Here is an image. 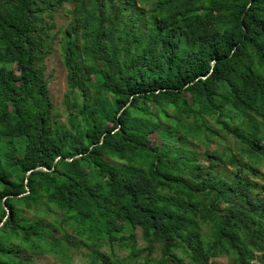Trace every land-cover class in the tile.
Wrapping results in <instances>:
<instances>
[{
  "label": "trees",
  "instance_id": "1",
  "mask_svg": "<svg viewBox=\"0 0 264 264\" xmlns=\"http://www.w3.org/2000/svg\"><path fill=\"white\" fill-rule=\"evenodd\" d=\"M262 166L264 0H0V264H264Z\"/></svg>",
  "mask_w": 264,
  "mask_h": 264
},
{
  "label": "rangeland",
  "instance_id": "2",
  "mask_svg": "<svg viewBox=\"0 0 264 264\" xmlns=\"http://www.w3.org/2000/svg\"><path fill=\"white\" fill-rule=\"evenodd\" d=\"M71 9H72L71 4H65L64 7L58 9L51 18V22L53 26L51 27L50 35L53 36V45L49 55L43 59V63L45 65V79L47 81V86H48V96L53 104V107L55 109H58V113H59L58 118L60 120H63L65 116V114L62 112V102H63L64 94L66 93V71L63 66L62 59L60 57L57 41L59 37V32L63 31L64 28L67 26V24L70 22ZM218 143H219L218 148L220 150H223L224 149L223 145H233V140L230 137H225L223 141L218 140ZM211 148H214V146L211 145ZM198 150H201V148ZM260 171L264 173L263 166L260 168ZM140 232L141 231L139 228L135 230L138 245H142ZM118 254L120 257H123L125 256L126 253L125 251H120ZM158 255L159 252L157 251L156 253L151 255V258L157 257ZM211 261H214L218 264H230L229 259L226 257H219ZM52 263L53 261L49 258L39 257L35 259L34 264H52ZM134 264H151V262H147L145 261V259H141L140 261Z\"/></svg>",
  "mask_w": 264,
  "mask_h": 264
},
{
  "label": "water",
  "instance_id": "3",
  "mask_svg": "<svg viewBox=\"0 0 264 264\" xmlns=\"http://www.w3.org/2000/svg\"><path fill=\"white\" fill-rule=\"evenodd\" d=\"M68 160H70V159H68ZM36 169H41V170H46L47 171V169H45L43 167H37ZM4 207H5V205H4Z\"/></svg>",
  "mask_w": 264,
  "mask_h": 264
}]
</instances>
